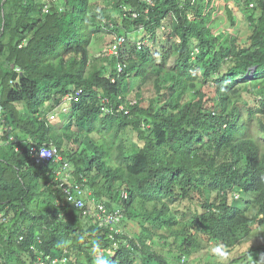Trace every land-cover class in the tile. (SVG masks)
I'll return each mask as SVG.
<instances>
[{
    "label": "trees",
    "instance_id": "trees-1",
    "mask_svg": "<svg viewBox=\"0 0 264 264\" xmlns=\"http://www.w3.org/2000/svg\"><path fill=\"white\" fill-rule=\"evenodd\" d=\"M218 1L0 0V264H217L264 235V0H224L228 36Z\"/></svg>",
    "mask_w": 264,
    "mask_h": 264
},
{
    "label": "rangeland",
    "instance_id": "rangeland-1",
    "mask_svg": "<svg viewBox=\"0 0 264 264\" xmlns=\"http://www.w3.org/2000/svg\"><path fill=\"white\" fill-rule=\"evenodd\" d=\"M225 2L224 0H219L217 2V7L220 15L216 16V25L214 24L216 28V32H222L224 35H232V34H246L247 31V21L245 20L244 15L242 16V20L238 22V25L236 24L235 26L231 25V21L227 16V13L225 11H222V8H224ZM216 9V8H215ZM166 34H163L160 32V39L159 43L156 47V49H162L161 46L163 45V42L166 39ZM95 40L97 44L95 43L96 47H103L105 50L108 51L109 44L112 40V35L111 34H102L98 37H96ZM140 39V38H138ZM142 40V39H140ZM144 43H148V38L143 39ZM247 41V36L243 35L241 37V42L245 43ZM142 42V43H143ZM152 45V44H150ZM158 61H161V55L158 57ZM175 62V58H171L169 60V66H173ZM135 91V90H134ZM134 91L131 93L134 97L135 93ZM134 93V94H133ZM64 109V108H63ZM60 111V110H59ZM58 117V115H57ZM56 117V118H57ZM1 134V132H0ZM232 203H237L240 207L244 206V200H239L234 196V199L232 200ZM196 205L194 203H189L185 202L182 204L180 207L182 212L185 211L188 208H195ZM182 212L180 213V217L183 219V214ZM137 228V227H136ZM264 244V235H263V230L262 228L257 229L253 234L248 236L242 243L236 245L233 247L231 250H228V248L223 247L224 249H219V252L212 258H214L215 262L217 264H264V252L263 250L260 249V247ZM217 246V245H216ZM222 247V246H221ZM218 249V248H215ZM215 249L211 248L207 250V248L202 249L197 252V256H201V259L203 258V254L207 252L208 254L205 257V260H207L210 255L215 251ZM253 252L251 253L250 251ZM244 257V258H242ZM186 259H188V262L192 263V259L190 256H186ZM194 260V257H193ZM204 260V261H205Z\"/></svg>",
    "mask_w": 264,
    "mask_h": 264
},
{
    "label": "built area",
    "instance_id": "built-area-1",
    "mask_svg": "<svg viewBox=\"0 0 264 264\" xmlns=\"http://www.w3.org/2000/svg\"><path fill=\"white\" fill-rule=\"evenodd\" d=\"M148 3H153L154 0H145ZM235 5V3H233ZM232 5V4H231ZM240 9L244 8H248V9H254L255 8V3L254 2H245V0H242L240 3ZM123 41L124 38L120 37L118 39V43H115L112 45L110 52L111 53H116L118 54V56L120 55V49L123 45ZM141 46V44H140ZM120 70H121V66H120ZM71 98H67V100H69ZM70 101V100H69ZM135 102V101H133ZM120 108L125 110V106L124 105H120ZM127 113H129L128 110H126ZM58 115V111H54L51 115L50 118L54 119L56 118V116ZM31 153H33V156L36 158L37 162H56L60 159V154H59V149L57 146L55 145H50V146H42V147H36V146H32L31 147ZM69 164L66 163L65 166L63 167V170L68 169L69 170ZM62 171H59L58 174H61ZM72 189H74V186L71 185H67L65 186V192L69 195V199L72 201H75V205L77 207H83L84 203L82 198L77 199L72 195ZM77 190L78 191H82L83 189L81 188L80 185L77 184ZM118 213V212H117ZM108 210L106 208L105 205L101 204L99 205V212L96 214L98 215V217L100 218V220L102 221V223L105 224V222H107V219L112 222L113 218L115 217V215H113L112 213H109L108 215ZM106 215V216H105ZM106 217V218H105ZM98 218V219H99ZM38 260H40V264H59L60 261L62 260L63 262L66 261V258L64 259H59L57 257L52 258L51 256H47L45 259H42L41 256L38 258ZM38 262V261H37Z\"/></svg>",
    "mask_w": 264,
    "mask_h": 264
},
{
    "label": "clouds",
    "instance_id": "clouds-1",
    "mask_svg": "<svg viewBox=\"0 0 264 264\" xmlns=\"http://www.w3.org/2000/svg\"><path fill=\"white\" fill-rule=\"evenodd\" d=\"M237 25H238V23H237ZM233 35H236V34H233ZM140 44H141V46H142V43H139V47H140ZM255 70H256V67H254V68H252V69H250L248 72H246L245 73V77H251V76H253L254 75V73H255ZM51 115V114H50ZM57 117V116H56ZM51 119V118H50ZM55 119V118H54ZM51 120H53V119H51ZM7 129V127L6 126H2L1 127V130H0V132H1V134H3V131H5ZM126 196V195H125ZM235 197H236V199L237 198H239L240 197V194H238V193H235ZM98 203H100V204H103L101 201H98ZM104 205V204H103ZM107 208V207H106ZM108 210V209H107ZM109 211V210H108ZM105 253V250L104 249H100L99 250V255H103ZM183 261H187V259H186V257H184L183 258Z\"/></svg>",
    "mask_w": 264,
    "mask_h": 264
}]
</instances>
